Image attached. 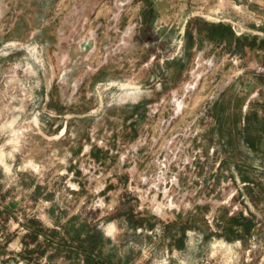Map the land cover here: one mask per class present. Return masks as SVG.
I'll list each match as a JSON object with an SVG mask.
<instances>
[{"label": "rangeland", "instance_id": "1", "mask_svg": "<svg viewBox=\"0 0 264 264\" xmlns=\"http://www.w3.org/2000/svg\"><path fill=\"white\" fill-rule=\"evenodd\" d=\"M263 120L264 0H0V264H264Z\"/></svg>", "mask_w": 264, "mask_h": 264}, {"label": "trees", "instance_id": "2", "mask_svg": "<svg viewBox=\"0 0 264 264\" xmlns=\"http://www.w3.org/2000/svg\"><path fill=\"white\" fill-rule=\"evenodd\" d=\"M216 28H219L220 31L219 33L224 34V29H228V27L225 28V26L221 25V24H217ZM219 33H212L214 36H219ZM239 39V38H236ZM259 127L261 129L264 130V120L260 122ZM260 137V136H259ZM244 139L245 142L250 145V147L252 148H257V144H258V140L259 138L255 135H251V133L249 134L248 132L245 133L244 135ZM239 215V214H238ZM236 216V215H235ZM235 216H232V218H234ZM240 218V223L237 224V227L239 229H232L230 231H228V233H224L225 237L228 239H235V238H243L246 234L249 233V230L251 228V226L253 225L251 219L247 218L246 216H239ZM32 228V234H34V237H36L38 235V233L42 232L41 227H39L36 223L31 225ZM51 238H55L54 237V233L51 235ZM76 242L75 244V248L76 250H80L82 252V254L85 257V260L88 261L89 264H106V262L104 260H102L100 258V256L98 255V243L97 242H87L85 243L83 240L75 238ZM73 240V239H72ZM57 241H59V243H63V245H68V243L65 240H62L61 238L57 239ZM71 247V244H69ZM74 246V245H72Z\"/></svg>", "mask_w": 264, "mask_h": 264}, {"label": "bare ground", "instance_id": "3", "mask_svg": "<svg viewBox=\"0 0 264 264\" xmlns=\"http://www.w3.org/2000/svg\"><path fill=\"white\" fill-rule=\"evenodd\" d=\"M130 92H132V91H130Z\"/></svg>", "mask_w": 264, "mask_h": 264}]
</instances>
